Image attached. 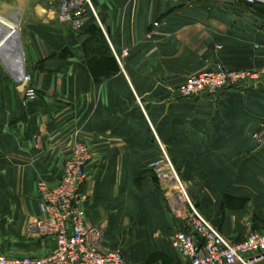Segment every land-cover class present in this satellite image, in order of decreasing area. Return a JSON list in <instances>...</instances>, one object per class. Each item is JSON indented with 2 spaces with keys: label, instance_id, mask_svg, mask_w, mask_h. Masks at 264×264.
Listing matches in <instances>:
<instances>
[{
  "label": "crops",
  "instance_id": "1",
  "mask_svg": "<svg viewBox=\"0 0 264 264\" xmlns=\"http://www.w3.org/2000/svg\"><path fill=\"white\" fill-rule=\"evenodd\" d=\"M102 39L56 20L55 0H0L14 33L0 50V254L44 258L56 243L38 206L76 143L98 251L127 264H183L173 187L150 165L167 155L203 217L231 243L264 234V77L182 99L188 77L264 67V9L228 0H91ZM154 24H158L157 27ZM123 51L127 57H122ZM26 76L37 98L22 105Z\"/></svg>",
  "mask_w": 264,
  "mask_h": 264
},
{
  "label": "built area",
  "instance_id": "2",
  "mask_svg": "<svg viewBox=\"0 0 264 264\" xmlns=\"http://www.w3.org/2000/svg\"><path fill=\"white\" fill-rule=\"evenodd\" d=\"M59 2L56 20L69 23L76 32H81L96 15L91 0H55ZM192 3L196 0H182ZM221 1V0H218ZM247 6H260L264 0H228ZM155 27L158 24H154ZM122 57H127L123 51ZM264 77V67L252 70L228 71L213 68L188 77L179 88L182 99L194 98L205 92L214 93L229 86L257 82ZM26 76V89L22 105L37 98ZM252 139L264 149V130L252 135ZM89 147L76 143L70 156L64 162L62 177L53 188L38 183V206L43 220L53 235L56 249L44 258H8L0 254V264H127L120 251H98L92 243L93 237L100 236V230L85 226L82 209L81 187L87 179L86 167L91 160ZM159 181L173 187L172 211L184 223V230L178 231L172 240L173 247L183 264H264V234L252 230L240 243H231L222 236L189 200L186 187L180 181L169 158L164 157L150 165Z\"/></svg>",
  "mask_w": 264,
  "mask_h": 264
},
{
  "label": "water",
  "instance_id": "3",
  "mask_svg": "<svg viewBox=\"0 0 264 264\" xmlns=\"http://www.w3.org/2000/svg\"><path fill=\"white\" fill-rule=\"evenodd\" d=\"M14 31L3 23L0 22V50H3L6 46L10 45L11 36Z\"/></svg>",
  "mask_w": 264,
  "mask_h": 264
},
{
  "label": "trees",
  "instance_id": "4",
  "mask_svg": "<svg viewBox=\"0 0 264 264\" xmlns=\"http://www.w3.org/2000/svg\"><path fill=\"white\" fill-rule=\"evenodd\" d=\"M89 27H92L95 30V32L97 33L96 35L99 36V39H102V41H103L102 47L104 48L105 55H111L112 56V54L110 53V50L108 49L107 43L104 40V37H103V35H102L98 25H97V22L93 18H91L89 20V22L83 27V29L81 31H84L85 29H87Z\"/></svg>",
  "mask_w": 264,
  "mask_h": 264
},
{
  "label": "rangeland",
  "instance_id": "5",
  "mask_svg": "<svg viewBox=\"0 0 264 264\" xmlns=\"http://www.w3.org/2000/svg\"><path fill=\"white\" fill-rule=\"evenodd\" d=\"M173 166V165H172ZM173 168H174V166H173ZM174 170H175V168H174ZM176 171V170H175ZM177 173V172H176ZM178 175V174H177ZM178 177H179V175H178ZM179 179H180V177H179ZM181 181V180H180ZM182 182V181H181ZM187 192V191H186ZM187 196H188V198H189V200H191L190 199V197H189V195H188V193H187ZM101 252H103V251H101Z\"/></svg>",
  "mask_w": 264,
  "mask_h": 264
}]
</instances>
